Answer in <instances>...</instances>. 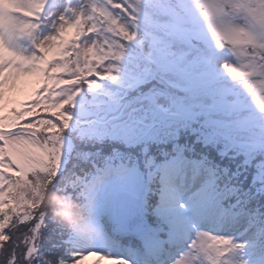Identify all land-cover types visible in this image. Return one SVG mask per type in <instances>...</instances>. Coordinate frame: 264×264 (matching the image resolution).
Listing matches in <instances>:
<instances>
[{"label": "snow or ice", "instance_id": "obj_1", "mask_svg": "<svg viewBox=\"0 0 264 264\" xmlns=\"http://www.w3.org/2000/svg\"><path fill=\"white\" fill-rule=\"evenodd\" d=\"M86 255L264 264V0H0V264Z\"/></svg>", "mask_w": 264, "mask_h": 264}, {"label": "rangeland", "instance_id": "obj_2", "mask_svg": "<svg viewBox=\"0 0 264 264\" xmlns=\"http://www.w3.org/2000/svg\"><path fill=\"white\" fill-rule=\"evenodd\" d=\"M74 146V142L70 136H66V142H65V157L67 158L71 149ZM90 261V264H96L97 261H99V264H112V261L107 258H103L96 255H86L84 256L82 263L85 261Z\"/></svg>", "mask_w": 264, "mask_h": 264}, {"label": "trees", "instance_id": "obj_3", "mask_svg": "<svg viewBox=\"0 0 264 264\" xmlns=\"http://www.w3.org/2000/svg\"><path fill=\"white\" fill-rule=\"evenodd\" d=\"M85 264H87V263H85Z\"/></svg>", "mask_w": 264, "mask_h": 264}]
</instances>
